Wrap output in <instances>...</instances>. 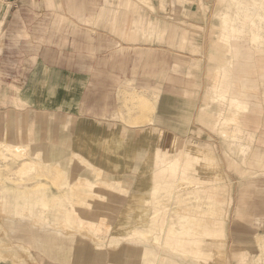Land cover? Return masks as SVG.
Listing matches in <instances>:
<instances>
[{"label":"rangeland","instance_id":"1","mask_svg":"<svg viewBox=\"0 0 264 264\" xmlns=\"http://www.w3.org/2000/svg\"><path fill=\"white\" fill-rule=\"evenodd\" d=\"M17 1L0 0V109L2 110L10 105H13V107L25 106L19 98V77L13 75L12 78L5 79L4 72L6 70L1 63L5 27L9 22L11 9L17 8L15 4ZM228 3L229 0H102L99 2L98 7L101 11L98 18H96V24L102 29H106L109 37H117L126 45L133 43L137 50H140L136 66L140 68L141 72L154 73V80L151 83L148 82L149 84H144L143 88H139L134 84L135 82L129 81L123 91L121 89L120 96H123V93H126L125 91L131 94L127 93L128 95L125 94L124 97H121L122 107L118 118L128 122L129 120L126 118H132L134 114H140L138 107L135 108L136 103L134 101L136 100L132 98V92L145 91L144 93L147 96L150 95L151 99L157 97L156 105H158L164 90L171 86L173 94L181 95L182 98L177 97L178 99L192 103V106L188 104L187 109L182 108V116L185 115V110H187L189 122L190 117L193 115L197 126L206 131L205 137L208 138L199 141L193 137L182 136L177 134L176 131L184 133L186 130H179L178 128L175 130L153 127L144 129L146 134L141 135L139 138L140 143L134 146L132 150L134 155L139 154L141 148L146 150L139 155L148 151L150 153H148L147 160H145V156L140 157L139 174L144 175L138 177V186L131 196V205L123 212L126 215L129 211H133L136 225L132 226L120 225L118 228L113 226L115 217L119 212L118 205L120 203L115 197L116 189L122 185L124 201H127L129 195L127 190L131 185V178L129 177H125L122 182H118V179L111 178L108 172L101 170H93L97 173L94 180L75 177L66 172L67 170L60 167V165H55L49 160H43L41 154V165L44 167L42 172L34 170L30 174H23L24 177L12 171V169L0 168V258H14L15 261L21 263L22 259L32 258L27 246L19 243L8 244L9 241L5 239L7 232L3 225L4 219H24L29 214L37 218V222L44 227L51 226L50 218L52 217L58 225L57 227L67 233L75 232L83 236L87 241V264H112L114 251L122 247L132 250L137 244V237L132 232H135L138 228L141 229V226L145 228L150 224L151 217L154 214V203L147 200L155 185L153 178L156 166L153 163V155L156 148L159 147L164 149L168 159L180 156L182 160H187L193 157L196 148L200 147L201 150L208 151L207 154H211V157L204 161L208 166L196 165L191 172L195 174L205 173L202 175L212 178L214 183L219 184L217 196L219 199H223L227 210L225 213L227 240L222 246L226 264H237V257L239 256L237 252L240 249H249L252 254L258 252L254 245L252 246V243L258 242L255 237L258 233H264V72L261 64V61L264 62V52L256 53V46L249 35L246 42L252 51L251 64L253 68L249 71L253 86L246 92L242 91L241 86L244 81L236 77L232 89V93L235 95H238L237 91L244 92L245 97L258 102L260 118L257 126L254 127L251 124L250 127L242 128L239 123L224 126V123L218 122L216 118L217 115L227 116L228 106L216 97L218 92L216 83L219 79L217 68L227 64V59L230 57L226 49L218 47L221 44L220 35L225 28L222 13ZM139 17L143 18L144 25L142 23L136 28L132 21ZM250 18L251 20L258 19L253 12L250 13ZM149 22L153 26L157 25L158 28L150 27ZM141 26L143 28L139 30ZM152 28L154 32L151 31ZM123 29L126 31H123ZM17 71L19 70L15 69V72ZM54 87L57 86L52 84L50 87L48 85L44 86V94L48 95L43 97L44 102L41 105L45 108L58 107V102L53 101L57 98L56 90H53ZM238 96L241 97L242 95ZM132 100L134 101L132 102ZM125 102L128 103V106ZM191 107H193V110H191ZM14 114L11 112L2 113L0 123H7V125L4 129V124H2L0 142L10 143L13 146H29L27 151L30 154L37 152L35 149L37 145L30 144L32 142L31 137L34 134L33 130L31 128H20ZM11 115L14 118H11ZM50 117L55 120L56 124L61 126V132L69 133L73 130L74 122L68 124L66 116L59 117L55 114H45V117L41 120L44 128L43 130L38 129V136H48L46 126ZM178 118L179 116H173V121L169 123L176 127V124H178L176 119L179 121ZM11 120H14L13 123ZM152 122L153 120L149 123ZM12 132L15 133L18 139L24 137L25 144H16L17 140H13ZM234 132L238 136L236 140L232 137ZM139 133L140 131L136 134ZM145 135L148 136L151 142L150 146H147L148 139ZM34 136H37V134ZM6 146L9 147V145L0 144V147ZM128 151L131 152V149ZM31 156L33 157L34 154H31ZM8 162H11V160ZM83 162V165L87 166V161L83 160ZM1 164H4L2 159H0ZM17 166H19V162L14 164V168ZM56 167L61 169L62 179L61 176H57ZM80 181L83 182L80 183ZM39 183H42L43 186L34 187ZM75 184L81 188H77ZM52 186L56 187L58 192H52ZM9 187H14L17 190L15 192L16 209H12L7 201L6 192L10 190ZM71 187L73 191L77 188L81 192L77 190L72 192ZM25 193L27 195L31 193V195L28 197ZM64 193L65 195H63ZM88 194H92L95 199L93 198V200V196L90 195L89 197ZM36 195L38 196L36 197ZM71 195L72 197H70ZM95 196H98L97 199ZM80 197L83 200L78 202L81 199ZM168 198L167 196L161 197L165 201L164 203L173 206L172 215L174 219H177L174 211L176 201H171ZM46 209L49 210L46 211ZM66 224L68 225L65 226ZM71 224H74V226L72 227ZM239 229H241L240 238L237 237Z\"/></svg>","mask_w":264,"mask_h":264},{"label":"crops","instance_id":"2","mask_svg":"<svg viewBox=\"0 0 264 264\" xmlns=\"http://www.w3.org/2000/svg\"><path fill=\"white\" fill-rule=\"evenodd\" d=\"M100 1L18 0L15 3L17 8L11 9L5 27L1 63L6 70L5 79L13 75L19 77V98L25 106L10 105L0 109V118L2 113H15L20 128L33 130L30 144L37 145V152L31 154L39 161L41 154L43 160L60 165L75 177L94 180L97 173L93 170H101L121 182L125 177L131 178L127 201H124L122 185L116 189L115 197L120 203L113 226L118 228L135 224L133 211L126 215L123 212L131 205L137 182L144 175L139 174L140 157L145 156L147 160L150 153L134 155L132 150L140 143L141 135L146 134L144 129L178 128L186 130L184 133L176 131L182 136L199 141L208 137H205L206 131L197 126L193 115L188 122L187 110L182 116V108L187 109L192 103L178 99L181 95L173 94L171 86L161 95L152 123L133 125L129 124L131 117L126 118L128 122L118 118L122 107L121 89L129 81L143 88L154 80V73L141 72L136 66L140 50L133 43L126 45L117 37H109L107 30L96 24ZM51 84L57 86L53 89L56 90L57 98L53 101L58 102L57 108L41 105L43 97L48 95L44 94V86ZM45 114L66 116L68 124L74 122L73 130L61 132V126L50 117L46 123L50 135L38 136V129L44 128L41 120ZM173 116H179L182 123L176 119L177 126H172L169 122L173 121ZM2 124L5 129L7 123H0V129ZM11 135L17 140L16 144H25L24 137L18 139L14 132ZM150 144L148 139L147 146ZM28 147L24 148L29 150ZM83 160L87 161V166L83 165ZM9 189L7 201L16 209L17 190ZM51 189L58 192L54 186ZM50 219L51 226L45 227L29 214L24 219H4L8 244L27 246L32 258L22 259V263L14 258H0V264H87L85 238L75 232L67 233L57 227L52 217Z\"/></svg>","mask_w":264,"mask_h":264},{"label":"bare ground","instance_id":"3","mask_svg":"<svg viewBox=\"0 0 264 264\" xmlns=\"http://www.w3.org/2000/svg\"><path fill=\"white\" fill-rule=\"evenodd\" d=\"M252 12L255 13L256 18H258L257 20H251L250 13ZM222 17L225 28L220 35L221 44L218 47L226 49L230 57L227 59V64H223L217 68L219 79L216 83L218 90L216 97L219 101L227 104L228 115L222 117L217 115L216 119L218 122L224 123V126L239 123L242 128L250 127L251 124L255 127L260 118L259 104L243 95L244 92L251 89L253 86L249 71L253 68L251 64L252 51L246 39L250 35L256 46V53L264 52V0H229L225 11L222 13ZM132 22L137 28L140 24L142 25L143 18L139 17ZM148 24L150 27L153 26L151 22ZM153 27H155L154 29L158 28L157 25ZM141 28L143 27L141 26L139 30ZM154 29L152 28L151 31L154 32ZM123 31L126 30L123 29ZM261 64L264 72V62L261 61ZM236 77L244 81L241 86L244 92L241 93L237 91L238 95H242L241 97L232 93L234 87L233 82ZM260 78L262 79L261 76ZM125 92L126 93H123L124 95L131 94L127 91ZM144 92H132V98L136 100H132V102L134 101V103H136L137 106L135 105V108L138 107L140 110L139 113L141 114L135 115L136 117L133 116L135 122H130L135 123L133 125H144L153 120L152 114L156 110L157 97L151 99L149 97L150 95L147 96ZM124 95L121 97H124ZM126 101H128V99ZM232 137L235 140L238 139L235 132L232 133ZM200 148H196L194 156L187 160H182L180 156L174 157V159H168L162 147L156 148L153 155V163L156 166L153 178L155 185L147 200L148 202L153 201L154 214L147 227L143 228L141 226V229L138 228V230L132 232L133 235L137 237V244L132 250L122 247L114 251V261L112 264H226V258L223 254L224 248L222 249V246L227 240L225 227V213L227 210L223 199H219L217 196L219 184L214 183L212 178L202 175L205 173L195 174L191 172L196 165L202 164L203 167L208 166L204 161L209 159L211 154H207L208 151H203ZM145 150V148H141L138 153H144ZM28 152L26 148L20 146L11 145L9 147H0V159H2L4 163L0 165V168L6 167L12 169V171L22 176H24L23 174H30L34 170L42 172L44 167H42L41 161L33 158ZM27 154H29V156H27ZM9 160H11V162H8ZM16 162H19V166L14 168ZM56 174L57 176H61L62 179L63 173L58 167H56ZM82 182L83 181H80V183ZM118 182H121V180H118ZM76 184L75 186L78 188L79 186ZM41 186H43V184L39 183L34 187ZM77 188H75L74 191L72 188V192H76ZM101 188H103V186H101ZM110 189L112 188L110 187ZM77 191L81 192L80 189ZM82 192L84 191L82 190ZM65 193L63 195H65ZM92 194H88V196H93ZM29 195H31V193ZM29 195L27 196L29 197ZM37 196L38 195H36V197ZM166 196L169 197L168 199L171 201H176L174 211L176 212L177 219H174L172 215L173 206H168L164 203L165 201L161 199V197L163 198ZM70 197H72V195ZM95 197L97 199L98 196ZM93 198L94 196L92 199ZM81 200L83 199L81 198L78 202ZM52 207L54 206L52 205ZM48 210L49 209H46V211ZM67 225L68 224L65 226ZM71 225L72 227L74 226V224ZM240 230L241 229L237 231L238 238L241 237ZM255 237L258 242L252 243V246L254 245L258 252L252 254L249 249L238 250L237 253L239 256L237 257V264H264V233H258Z\"/></svg>","mask_w":264,"mask_h":264}]
</instances>
